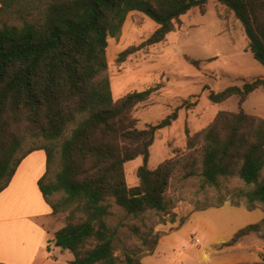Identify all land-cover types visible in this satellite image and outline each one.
I'll use <instances>...</instances> for the list:
<instances>
[{"label":"trees","instance_id":"1","mask_svg":"<svg viewBox=\"0 0 264 264\" xmlns=\"http://www.w3.org/2000/svg\"><path fill=\"white\" fill-rule=\"evenodd\" d=\"M208 1L0 0V192L24 157L44 151L37 185L51 215L65 214L52 241L73 254L69 264H142L139 256L151 254L161 235L154 227L175 222L171 193L178 185L197 183L195 197L214 189V198L192 201L198 210L228 199L264 211V120L241 108L254 89L264 91L263 78L210 91V102L237 96L240 108L219 111L187 137L185 153L154 169L147 162L155 134L176 120L178 109L138 128L133 110L155 87L112 98L107 40L120 35L127 14L142 12L157 27L119 61L163 41L181 16ZM216 1L234 14L249 51L264 65V0ZM138 157V182L128 186L124 166ZM233 180L241 185L222 193ZM250 232H264V217L229 243ZM246 264H264V254Z\"/></svg>","mask_w":264,"mask_h":264},{"label":"rangeland","instance_id":"2","mask_svg":"<svg viewBox=\"0 0 264 264\" xmlns=\"http://www.w3.org/2000/svg\"><path fill=\"white\" fill-rule=\"evenodd\" d=\"M156 27V23L142 12H130L120 35L108 38L106 48L107 75L114 100L134 90L155 87L150 97L133 110L138 128L155 124L178 109L176 120L155 134L147 162L151 169L168 158L185 153L187 137L197 135L219 111L237 112L240 108L237 96L220 103L210 102V91L219 92L230 85L242 86L257 78L264 79V65L249 51L248 39L240 22L216 0H209L202 10L195 7L181 16L180 23L163 41L128 54L124 61L118 60L121 52L138 46ZM192 61H197V65ZM183 101L195 104L188 109L179 108ZM241 108L245 113L264 120L263 89H254ZM141 164L140 157L125 164L128 186L137 184L136 169ZM43 168L45 153L35 152L24 160L18 175L29 178L35 187L34 177ZM240 185L239 181L233 180L225 183L221 191L225 193L227 189ZM197 186L195 182L178 185L171 193L175 222L154 227V231L161 235L151 254L139 256L140 262L246 264L262 261L264 232H250L235 243L229 242L239 229L259 222L264 211L259 207L248 210L243 202L233 205L228 199L220 206L195 209L193 200L216 195L210 188L195 197ZM64 217L65 214L52 215L50 224L61 228ZM181 219L183 223L179 225ZM51 251L56 255L57 264H68L73 259L69 250L59 248L54 242Z\"/></svg>","mask_w":264,"mask_h":264},{"label":"crops","instance_id":"3","mask_svg":"<svg viewBox=\"0 0 264 264\" xmlns=\"http://www.w3.org/2000/svg\"><path fill=\"white\" fill-rule=\"evenodd\" d=\"M40 151L21 160L0 192V264H57L51 250L54 233L60 227L50 224L51 208L37 185L45 169L34 177L35 187L29 178L18 175L24 160Z\"/></svg>","mask_w":264,"mask_h":264}]
</instances>
